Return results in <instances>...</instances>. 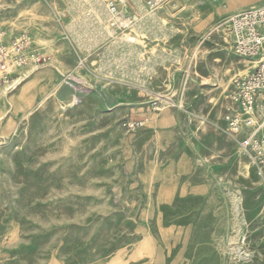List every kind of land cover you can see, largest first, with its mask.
Masks as SVG:
<instances>
[{
  "label": "rangeland",
  "instance_id": "374dc122",
  "mask_svg": "<svg viewBox=\"0 0 264 264\" xmlns=\"http://www.w3.org/2000/svg\"><path fill=\"white\" fill-rule=\"evenodd\" d=\"M263 3L0 0L46 56L0 83V264H264L224 24Z\"/></svg>",
  "mask_w": 264,
  "mask_h": 264
},
{
  "label": "built area",
  "instance_id": "2783aa9c",
  "mask_svg": "<svg viewBox=\"0 0 264 264\" xmlns=\"http://www.w3.org/2000/svg\"><path fill=\"white\" fill-rule=\"evenodd\" d=\"M234 52L253 63L245 76L233 79L225 118L232 136L252 158L258 174L264 172V3L241 10L224 21ZM46 61L28 32L7 37L0 30V83L19 68ZM132 126L139 125L131 123Z\"/></svg>",
  "mask_w": 264,
  "mask_h": 264
},
{
  "label": "bare ground",
  "instance_id": "6f19581e",
  "mask_svg": "<svg viewBox=\"0 0 264 264\" xmlns=\"http://www.w3.org/2000/svg\"><path fill=\"white\" fill-rule=\"evenodd\" d=\"M99 1H102V0H99ZM126 0H121V2H125ZM128 7V6H127ZM143 7V6H142ZM149 11V10H148ZM144 12V11H143ZM122 25H124V26H129V25H133V22H131V20L130 19H126V20H124L123 21V24ZM111 30V29H110ZM126 42H128L130 45L131 44H134L135 42H136V38H135V36H133V35H129L126 39ZM127 70V69H126ZM127 72V71H126ZM18 81V79H16L15 80V82H17Z\"/></svg>",
  "mask_w": 264,
  "mask_h": 264
}]
</instances>
